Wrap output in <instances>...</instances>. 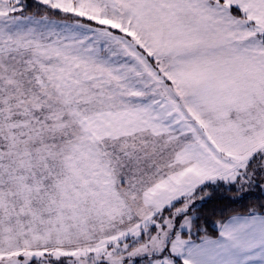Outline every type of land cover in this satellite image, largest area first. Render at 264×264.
I'll list each match as a JSON object with an SVG mask.
<instances>
[{"label":"snow or ice","instance_id":"obj_1","mask_svg":"<svg viewBox=\"0 0 264 264\" xmlns=\"http://www.w3.org/2000/svg\"><path fill=\"white\" fill-rule=\"evenodd\" d=\"M0 264H264V0H0Z\"/></svg>","mask_w":264,"mask_h":264},{"label":"trees","instance_id":"obj_2","mask_svg":"<svg viewBox=\"0 0 264 264\" xmlns=\"http://www.w3.org/2000/svg\"><path fill=\"white\" fill-rule=\"evenodd\" d=\"M231 194L232 193H226L224 196H232ZM256 195L257 194H251L239 200H229L218 196L204 206L201 211V216L207 221V226L211 231L213 222L219 218L218 213L220 209L246 210L251 204L256 202Z\"/></svg>","mask_w":264,"mask_h":264},{"label":"rangeland","instance_id":"obj_3","mask_svg":"<svg viewBox=\"0 0 264 264\" xmlns=\"http://www.w3.org/2000/svg\"><path fill=\"white\" fill-rule=\"evenodd\" d=\"M231 195H233V194H231Z\"/></svg>","mask_w":264,"mask_h":264}]
</instances>
